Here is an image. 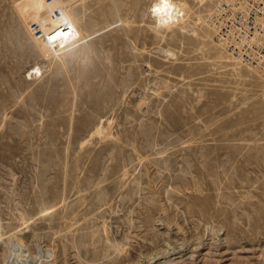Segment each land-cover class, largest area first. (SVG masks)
<instances>
[{"label": "rangeland", "instance_id": "374dc122", "mask_svg": "<svg viewBox=\"0 0 264 264\" xmlns=\"http://www.w3.org/2000/svg\"><path fill=\"white\" fill-rule=\"evenodd\" d=\"M15 1L0 0V264H264V73L218 40V0H175L187 14L159 29L157 0H60L86 27L60 58Z\"/></svg>", "mask_w": 264, "mask_h": 264}, {"label": "bare ground", "instance_id": "6f19581e", "mask_svg": "<svg viewBox=\"0 0 264 264\" xmlns=\"http://www.w3.org/2000/svg\"><path fill=\"white\" fill-rule=\"evenodd\" d=\"M16 1H15L17 4L16 8L18 9V13L21 16V18L23 19L25 25L27 26V28L30 32L31 38L33 39V42L36 45L37 52L39 51L41 54H43L47 57L52 56V57L60 58L61 55L65 52V50L68 48L69 45L78 44V47H76V48H80L79 45H81L83 38H86V37H84L85 34L83 32V29L84 28L86 29V27L83 28L82 24H80L78 16L76 14L77 12L73 11L74 9L71 8L70 3L69 4H63V3L61 4L60 0H52L53 6H51L49 9L46 6V0H16ZM100 1L101 0H99L98 2L96 0L94 1V2H96V5L98 7H99L98 4ZM218 1H220V0H218ZM218 1H217V3H218ZM105 2L107 3V0H105ZM105 2H103V3H105ZM74 3H76V2H74ZM114 4H113L112 8L115 6ZM118 7H119V5H118ZM152 7H153V9H152L153 15L156 17V20H157L156 22H158V24L155 25L156 29H159L163 26L170 25L172 22L174 23V22L178 21V18L181 14L184 15V14H187V12H188L187 11L188 5L185 4L183 1L157 0L153 3ZM82 8H84V7H82ZM56 9L59 11L58 14L55 13ZM115 10H114V13H112L114 15H116L115 13H117ZM80 11L82 13L84 12L82 9ZM108 12H109V10L106 12L109 15ZM200 19H202V18H200ZM209 19H210V17H209ZM83 22H84V20H83ZM81 23H82V21H81ZM86 23H88V22H86ZM210 23H211V27L215 30L211 21H210ZM34 24H36V25L34 26ZM94 24H96V23H94ZM94 24H92V25H94ZM92 25H90V27L87 25V28L89 27L91 30ZM79 50L80 49H78V51ZM74 51H75V49H74ZM229 53L231 54V56L234 59H236L237 61H239L245 65H247L248 67L255 68V69L257 68L253 65H248V64L244 63L243 61H241V59H239L236 55H234L230 51H229ZM80 54H82V53H80ZM71 56H72V54H71ZM88 57L90 58V56H88ZM55 60L56 59H54V61H53L54 63H55ZM90 72H91V70H90ZM85 73H86V71H85ZM263 73H264V71H263ZM99 130H100V127L96 129L97 132ZM260 215H262V214H260ZM250 217L251 216H247L249 221H250ZM257 217H258V215H257ZM262 218L264 219V214H263ZM256 219L258 220V218H256ZM253 220H254V217H253ZM259 220L256 222H259ZM260 221H262V220H260ZM256 222H254V225ZM250 223L251 222H248L249 226H252L253 224L251 225ZM260 223H262V222H260ZM256 225H257V223H256ZM259 227L264 228L263 225L262 226H258V225L255 226L254 228L256 229V232H254V234L255 233L256 234L261 233V231H259ZM263 228L261 230H263ZM229 232H231V230ZM229 234H231V233H229ZM233 234H234V231H233ZM233 236H235V234ZM226 242H227V240H226ZM195 249H196V247H195Z\"/></svg>", "mask_w": 264, "mask_h": 264}, {"label": "built area", "instance_id": "2783aa9c", "mask_svg": "<svg viewBox=\"0 0 264 264\" xmlns=\"http://www.w3.org/2000/svg\"><path fill=\"white\" fill-rule=\"evenodd\" d=\"M210 21L224 47L264 71V0H220Z\"/></svg>", "mask_w": 264, "mask_h": 264}]
</instances>
